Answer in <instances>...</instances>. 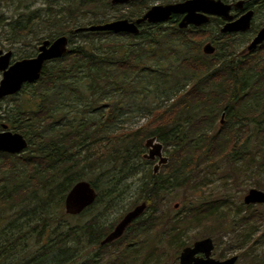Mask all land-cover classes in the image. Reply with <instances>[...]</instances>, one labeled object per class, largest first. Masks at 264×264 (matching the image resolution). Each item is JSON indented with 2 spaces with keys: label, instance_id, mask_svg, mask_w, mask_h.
<instances>
[{
  "label": "trees",
  "instance_id": "obj_1",
  "mask_svg": "<svg viewBox=\"0 0 264 264\" xmlns=\"http://www.w3.org/2000/svg\"><path fill=\"white\" fill-rule=\"evenodd\" d=\"M35 1L38 0H26L22 9L7 20L5 41L13 46L35 38L41 43L44 39L67 35L69 45L62 56L44 63L38 80L23 87L22 90L34 85L38 98L36 107L20 106L18 95L12 96L16 108L5 118L0 117L26 136L29 144L18 153L0 151V264H18L12 259L13 250L29 231L25 230L29 221L26 217L40 215L44 216H40L43 228L39 235L44 232V235H54L48 236L38 254L24 264H102L101 251L108 244L101 245L100 240L109 227L107 232L104 231L99 218L93 216L80 228L70 226L66 231H47L46 213L50 206L62 201L87 170L104 163H108L101 172V179L105 177V197L98 193L93 204L98 200L103 202L104 211L116 206L121 193L119 189H123L122 182L138 169L135 161L144 160L140 156L144 139L155 136L168 151L170 159L158 173L146 176L139 187L142 201L151 211L145 216L144 212L133 227L114 242L118 244L121 261L135 264L139 261L138 252L145 249L143 243L152 240L161 223V216L156 215V207H153L161 191L186 183L195 173L212 168L219 160L246 157L244 147L252 126L257 127L259 133L264 132V41L240 55L233 36L244 31L219 33L216 50L220 53L206 54L201 50V40L206 32L209 33L205 31L208 24L180 28L175 19L168 21L169 27H162L165 22H145L137 34L76 30L118 18L132 20L156 0H131L124 4L125 10L121 4H112L110 0H40L34 5ZM256 2L264 4V0H245V9L253 8ZM83 17L88 18V23L79 21ZM6 18L0 14V25ZM113 33L133 44L125 55L110 60L107 55H97L89 48V44L94 45L95 38ZM140 37L143 41L135 42ZM121 44L99 42V47L94 49ZM172 44L185 45L189 49V53L175 63L174 76L166 79L170 82L166 90L172 95L163 91L166 103L153 105L139 126H119L113 130L112 125L119 114L117 109L123 104L121 96L131 94L135 87L132 78L127 76H133L147 66L151 68V62L157 61L160 53L166 56L176 53ZM110 63L117 71L109 67ZM84 67H88L87 75L92 79L90 87L97 86V80L106 79L104 83L109 81L112 88L119 86L120 91L118 95L112 91L107 95H96L93 110H98L97 118L82 116L76 121L68 115V110L59 108L57 98L64 94L51 91V95L49 92L70 76H77ZM119 75L125 79H119ZM185 80L189 82L187 85ZM72 92L81 96L78 89L71 88L69 95ZM223 113L226 118L222 124L219 119ZM218 123L220 127H217ZM89 182L98 188L97 182ZM31 204H35L32 209L23 215L18 213ZM212 208L215 210L216 206L192 207L186 214L187 219L176 222L198 220L216 225L218 218ZM90 244L97 249L94 255L85 252L86 245Z\"/></svg>",
  "mask_w": 264,
  "mask_h": 264
},
{
  "label": "rangeland",
  "instance_id": "obj_2",
  "mask_svg": "<svg viewBox=\"0 0 264 264\" xmlns=\"http://www.w3.org/2000/svg\"><path fill=\"white\" fill-rule=\"evenodd\" d=\"M38 1H35L34 5L38 4ZM224 1L235 3L238 0ZM168 2L172 1H154V3L160 4ZM25 3L26 0H0V14H4L7 17L4 24L0 25V48L12 51V61L34 56L40 44L36 38L31 39L27 43H16L13 46L5 41L7 28L5 24L7 20L20 11ZM124 4H121L122 10L126 9ZM253 9L255 10V16L252 28L233 36L239 47L237 54L240 55L247 51V46L251 40L258 30L264 26V4L256 2ZM237 11L238 9H233V13ZM79 21L88 23V18L83 17ZM218 22L214 20L205 27V31L208 30L209 33L206 32L201 40V50L203 44L207 41H213L214 45L218 46L220 28ZM170 25L171 23L167 21L162 23V27H169ZM135 40V42L143 41L141 37ZM111 41L122 42V44L104 45L102 48H106L103 50L94 49L99 47V42ZM143 44L145 43L143 42ZM2 45L5 47H1ZM94 45L89 44V48L94 53L107 55L111 60V58L125 55L133 44L127 38L113 33L95 38ZM171 47L176 50V53L171 56L160 53L158 60L151 62V68L147 66V69L133 76H127L128 79L132 78L130 80L135 87L132 89L131 94L121 96L123 97V104L121 108L117 109L119 114L112 125L113 130L119 126L127 128L139 126L146 120L149 115V109L153 105L166 103L163 91H167L172 95L169 90H166L170 84L166 79H171L174 76L172 69L175 63H178L180 58L186 56L189 53V49L185 45L180 44H172ZM149 49L151 47L148 48V51ZM216 51L220 53V51ZM165 52L169 53L167 50ZM109 67L113 71H117L111 63ZM166 67H168V70H164ZM87 68L84 67L77 76H70L49 92L51 94V91L53 93L58 91L64 94L57 98L58 103H60L59 108L65 111L68 110V115L74 117L76 121L82 116L97 118L99 115L98 110H93V106H95L93 99L96 95L105 93L107 95L109 91L118 95L120 91L119 86L116 87L118 90H115L116 88H112L109 81L104 83L106 79L97 80V86L94 88L90 87L92 79L87 75ZM91 68L95 69L94 66ZM118 78L125 79L123 75H119ZM184 82L186 85L189 83L186 80ZM71 88L80 90L81 96L78 97L73 92L69 95ZM36 101H38V98L35 96L34 85L25 87L18 94V102L20 106L25 108L36 107ZM16 106L17 104H14L12 99L0 101V117L5 118L6 114L12 112V109H15ZM84 109L86 111L82 113ZM222 115L219 120L223 119V123H225L226 117H222ZM0 122H5V120L2 118ZM220 125L218 123L217 127H220ZM244 148L246 157L239 160H233L232 157L219 160L212 168L195 173L186 183L161 191V194L153 204V207H156V215L161 216V223L156 229L152 240H146L143 243L145 249H140L138 252L139 261L135 264H180V254L183 248L193 245L196 240L205 237L213 238L215 247L212 255L215 258L226 259L233 255H238L236 264L264 263V203L246 204L244 202V197L249 189L257 187L264 190V132L259 133L257 127L253 125L248 143H246ZM146 151L143 146L140 154L141 158L143 153H147ZM163 155L170 159L169 153L164 147ZM135 164L139 165L138 169L122 182L121 187L123 189H119L121 193L116 201V206L104 211L105 204L98 200L96 204L86 209L85 212L69 215L64 211V198L62 201L57 200L58 203L50 206L46 213L48 215L46 230L66 231L70 226L80 228L86 225V222L91 220L93 216H96L99 218V223L104 227V231L107 232L125 212L142 201L143 195L140 194L139 187L144 178L152 173V167L155 162L143 160L142 162L139 161V163L135 161ZM107 167L108 163H104L98 168L87 170L82 178L97 182L98 188H96V191L97 193H102L103 197H105L106 184L105 177L101 179V172ZM207 204L212 207L216 206L215 210L212 208L218 218L216 225L203 224L198 220H187L183 223L176 222L178 219H187L186 214L190 213L192 207ZM34 205L31 204L29 207L22 208L18 213L23 215V212L32 209ZM150 211L151 209L147 208L144 216L149 214ZM29 214H31L30 211ZM40 216L35 218L31 216L29 219L26 217V220L29 221L25 226V230L29 229V231L22 239L18 240L13 250L12 259L18 261V264L27 263L25 261L37 255L41 246L47 243L46 238L54 235L52 233L44 235L45 232L39 235L40 230L43 228ZM118 249L117 243L108 244L101 251L102 264H129L127 261H121ZM85 252L88 255H94L97 249L95 245L90 244L89 246L86 245Z\"/></svg>",
  "mask_w": 264,
  "mask_h": 264
},
{
  "label": "water",
  "instance_id": "obj_3",
  "mask_svg": "<svg viewBox=\"0 0 264 264\" xmlns=\"http://www.w3.org/2000/svg\"><path fill=\"white\" fill-rule=\"evenodd\" d=\"M131 0H110L112 4H123ZM245 0H238L235 3H228L224 0H183L173 3H154L142 15L130 20L118 18L103 23L90 24L76 28L77 31H113L137 34L139 25L143 22L157 23L170 19L172 14L185 13V16L178 22V27L187 28L190 24L200 26L210 20V14H218L228 21L223 25L222 32H238L251 29L254 9H249L238 18L234 17L233 8L244 7ZM264 41V27L247 46L249 51L255 49ZM69 38L67 35H60L53 40L44 39L38 45V52L35 56L25 57L12 61V51L0 48V99L19 91L24 83H32L41 76L42 68L47 60L58 58L68 50ZM206 54H213L216 47L207 43L203 47ZM225 116L223 113L222 117ZM224 120L222 119V123ZM6 128V125L2 126ZM148 148L143 156L147 159H159L158 164L166 163L167 156L163 155V144L157 141L155 136L149 137L144 142ZM27 147L25 137L19 132L11 130L0 131V151L7 153H18ZM154 166V172L158 169ZM97 192L91 183L85 179L76 181L66 192L64 197V211L69 215H77L90 206L96 199ZM245 203H264V190L253 187L245 196ZM176 205V204H175ZM146 203L140 202L131 210L127 211L114 228L100 241L105 245L119 238L128 224L138 217L145 209ZM215 244L212 237H205L196 240L193 245L183 248L180 254V264H236L238 255L226 259L215 258L212 253ZM203 254V255H201Z\"/></svg>",
  "mask_w": 264,
  "mask_h": 264
},
{
  "label": "flooded vegetation",
  "instance_id": "obj_4",
  "mask_svg": "<svg viewBox=\"0 0 264 264\" xmlns=\"http://www.w3.org/2000/svg\"><path fill=\"white\" fill-rule=\"evenodd\" d=\"M180 1H183V0H180ZM173 2H177V1H172V2H168V3H173ZM163 4H165V3H163ZM244 5H245V4H244ZM233 9H234V8H233ZM235 9H237V8H235ZM249 9H253V8L245 9V6H244L243 8L238 9V11H237L236 13H235V12L233 13V14H234V17H235V18H238L239 16H241L243 13H245V12H246L247 10H249ZM254 11H255V10H254ZM232 12H233V10H232ZM184 16H185V13H175V14H172V16L170 17V19L165 20V21L168 22V21L171 20V19H175V21H177L176 24H177V26H178V22H180L181 19H182ZM254 16H255V15H254ZM253 19H254V18H253ZM214 20L219 21V22H218L219 27H220V28H219V33H223L221 29H222L223 25H224L228 20H227L226 18H224L223 16H221V15H218V14H210V20H209L207 23H205V24L210 25V23H212ZM165 21H162V22H165ZM143 23H145V22H143ZM143 23H142V24H143ZM146 23H147V22H146ZM157 23H160V22H157ZM142 24L139 25V30H140V27H141ZM148 24H152V23H148ZM205 24H202V25H200V26H203V25H205ZM190 26L200 27V26H196V25H193V24H190L188 27H190ZM252 26H253V23H252ZM188 27H187V28H188ZM263 27H264V26H263ZM251 28H252V27H251ZM261 28H262V27H261ZM261 28H260V29H261ZM260 29H259V30H260ZM259 30H258V32H259ZM238 32H239V31H238ZM258 32H257V33H258ZM233 33H234V32H233ZM257 33H256V35H257ZM256 35H255V36H256ZM255 36H254V37H255ZM251 41H252V40H251ZM207 43H212L213 45L215 44L213 41H207L205 44H207ZM205 44H203L202 49H203V47H204ZM214 46H215L216 49H217V45H214ZM37 52H38V51H37ZM36 54H37V53H36ZM36 54H35V55H36ZM35 55H34V56H35ZM32 83H33V82H32ZM27 84H30V83H24L23 86H22V88H21L19 91H17V92L14 93V94H11V95H8V96H5V97L1 98L0 101H2V100H6V99H11L12 96H16V95L20 94V93L23 91V90H22L23 87H24L25 85H27ZM221 123H222V122H221ZM3 125H6V128H3V127H2ZM1 130H11V131H13V132L16 131V130L13 129V127H11V126H10L8 123H6V122H0V131H1ZM16 132H19V131H16ZM19 133H20V132H19ZM21 134H22V133H21ZM22 135H23V134H22ZM23 136H24V135H23ZM24 137H25V139H26V141H27V147H28V145H29V144H28V139H27L26 136H24ZM144 146H145V145H144ZM27 147H26V148H27ZM26 148H25V149H26ZM145 148H146V150L148 151V148H147V147H145ZM25 149H24V150H25ZM22 151H23V150H22ZM147 151H146V152H147ZM20 152H21V151H20ZM144 154H145V153L142 154V158H143L145 161H147V162H149V161H153V162H155V164H154L153 167H152V173H153V174L158 173L159 170H160V168H161V166L164 165V164H166V163L168 162V157H167V162H166V163L158 164V160H159V159H158L157 157H156L155 159H147V158H144V156H143ZM156 164H158V169H157L156 172H154V166H155ZM87 181H88V180H87ZM169 188H170V187H169ZM94 189H95V188H94ZM95 190H96V189H95ZM249 190H250V189H249ZM96 192H97V191H96ZM247 193H248V192H247ZM97 195H98V193H97ZM245 196H246V195H245ZM96 198H97V196H96ZM244 200H245V197H244ZM141 202H144V201H141ZM244 202H245V201H244ZM93 203H94V202H93ZM93 203H92V204H93ZM92 204H91V205H92ZM138 204H139V203H138ZM250 204H259V203H250ZM260 204H261V203H260ZM136 205H137V204H136ZM134 206H135V205H134ZM134 206H133V207H134ZM175 206H177V205H175ZM133 207H132V208H133ZM132 208H131V209H132ZM146 208H147V204H146V207H145L144 211H143L138 217H136L135 219H133V220L128 224V226L125 228V230L123 231V233H122V235H121L120 237H122V236L126 233V231H127L128 228L133 227L135 221H136V220H137V219H138V218H139V217H140V216L146 211ZM131 209H129V210H131ZM129 210H128V211H129ZM125 213H126V212H125ZM125 213H124V214H125ZM123 216H124V215H123ZM123 216H122V217H123ZM122 217H121V218H122ZM121 218H120V219H121ZM120 219H119V220H120ZM119 220L117 221V223L119 222ZM117 223H116V224H117ZM116 224H115V225H116ZM115 225H114V226H115ZM114 226H113V227H112V228H111V229H110V230H109V231L103 236V238H104V237H105V236H106V235H107V234H108V233L114 228ZM120 237H119V238H120ZM103 238H102V239H103ZM119 238L115 239L114 241H112V242H110V243H114V242H116ZM102 239H101V240H102ZM101 240H100V241H101ZM110 243H107V244H110ZM181 252H182V251H181ZM201 255H203V254H201Z\"/></svg>",
  "mask_w": 264,
  "mask_h": 264
}]
</instances>
